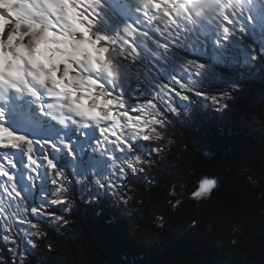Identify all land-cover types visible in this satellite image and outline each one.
<instances>
[{"label":"clouds","instance_id":"clouds-1","mask_svg":"<svg viewBox=\"0 0 264 264\" xmlns=\"http://www.w3.org/2000/svg\"><path fill=\"white\" fill-rule=\"evenodd\" d=\"M118 2L125 14L115 12L111 0H0V144L11 142L26 157L35 155L37 144L77 145L70 159L65 157L70 171L49 166L46 175L54 190L36 195L37 184L44 185L29 175L31 160L23 165L29 170L20 181L24 195L15 182L8 188L0 183V242L11 245L13 264H28L29 249H37V241L48 235L42 220L56 230L69 223L73 181L85 204L99 208L110 194L127 205L133 197L121 195L127 185L117 178L152 168V152L160 155L163 149L149 152L141 142L166 138L169 125L174 126L167 114L183 125L209 110H227L243 120L250 105L238 107L235 94L264 93L229 79L214 86L203 62L223 53L220 42L229 37L246 49L249 68L264 61V0ZM185 38L192 43L186 45ZM157 60L169 69L167 83L153 79ZM173 82L178 92L169 87ZM22 115L29 117L23 125ZM173 142L167 138L169 145ZM202 155L214 153L205 149ZM219 188L217 176L201 173L192 198L210 200ZM61 203L66 205L61 214L48 211ZM180 203L177 199L173 207ZM0 264H8L2 252Z\"/></svg>","mask_w":264,"mask_h":264},{"label":"trees","instance_id":"trees-1","mask_svg":"<svg viewBox=\"0 0 264 264\" xmlns=\"http://www.w3.org/2000/svg\"><path fill=\"white\" fill-rule=\"evenodd\" d=\"M243 48L203 61L216 71L214 86L229 79L264 88V61L249 68ZM234 99L241 109L250 105L243 120L209 110L183 125L167 114L174 126L166 138L141 142L149 152L160 147L163 153L152 152L150 170L120 183L127 185L121 195L133 197L127 205L110 194L99 208L85 204L74 182L69 223L56 230L42 220L48 235L29 249L28 264H264V93H236ZM205 149L214 155H202ZM201 173L220 183L207 201L192 198ZM177 199L181 203L173 207ZM61 207L48 211L61 214ZM9 247L0 242L13 264Z\"/></svg>","mask_w":264,"mask_h":264},{"label":"snow or ice","instance_id":"snow-or-ice-1","mask_svg":"<svg viewBox=\"0 0 264 264\" xmlns=\"http://www.w3.org/2000/svg\"><path fill=\"white\" fill-rule=\"evenodd\" d=\"M217 40H219V38H217ZM129 42L132 43L133 47H137L134 41L130 40ZM176 43H180V41L177 40ZM188 43H192V40L185 38V44L187 45ZM220 43L223 45V53H227L231 51L234 47L239 46V43L233 37H229L227 40L221 41ZM195 46L196 45L193 44V47ZM173 47H175V45H173ZM137 51H139L138 47H137ZM155 63L160 65V67L159 69L152 68V72H155L156 74L155 77H153V79L158 78L160 81L167 83L166 76L169 69L164 65L160 64V61L158 60L155 61ZM149 75H151V73H149ZM173 75H175L174 72ZM169 87L173 88L176 92L179 91V89L175 85V82H173V84H170ZM176 100L179 101L180 97L177 96ZM177 106L179 105L177 104ZM28 119L29 117H27V120ZM11 131H14V129H12ZM83 132L86 138L88 132L87 130H83ZM77 141L82 145L83 141L81 140L80 136L77 137ZM145 142H147V140H145ZM10 143L11 142H8V144H0V165H2L3 168L5 169L4 174H0V183H3L4 188H8L9 183L15 182L17 185V193L19 195H24V193L20 189V181L23 180L24 173L29 172L28 169L23 167L25 163H27L30 160L33 161L34 171L29 172V175L34 178H39L40 182L44 185V187H40L39 185L40 191H44L45 189L54 190L55 185L51 184L54 187H49V180L46 175L47 172L49 171V166L54 170H59L61 168H65L66 170L67 167H66L65 157L70 158V153L74 154L77 148V145L71 144V142H69L68 148H65L63 144L61 145L45 144L43 145V147L37 144L33 148V152H35V155L29 153V155L26 157L20 151V149L10 146ZM88 143H91V140H89ZM45 147L50 148L52 151L51 152L44 151ZM69 175H71V173H69ZM74 182L75 181H73V183ZM0 191H3V189H0ZM88 194L93 195L94 193H88ZM24 198L27 199L26 196ZM58 205L62 206L61 210H63L66 206L64 203Z\"/></svg>","mask_w":264,"mask_h":264},{"label":"rangeland","instance_id":"rangeland-1","mask_svg":"<svg viewBox=\"0 0 264 264\" xmlns=\"http://www.w3.org/2000/svg\"><path fill=\"white\" fill-rule=\"evenodd\" d=\"M117 6H118V7H117ZM116 9H117V13H119V14H125V13H121V12L119 11V9L124 10V8H122L121 6H119V4H117V3H116ZM116 9H114L115 12H116ZM261 19L264 20V17H261ZM238 47H240V46H238ZM238 47H234V48H238ZM241 56H242L241 58H242L243 61L245 62V61H246V49H245V48H243V52H242ZM211 66H212V65H209L210 73H211L212 76H216V71H215V70L213 71V69H212ZM177 88H178V87H177ZM97 135H98V133H97ZM69 159H70V158H69ZM67 170H68V169H67ZM13 171H15V170H13ZM68 171H70V170H68ZM121 181H122V180H119V179L117 178V182H118V183H121ZM49 184H50V182H49ZM52 187H54V186H52ZM39 193H40V190H39V184H38V185H37L36 195L38 196ZM30 218H32V217H30ZM32 219H35V218H32ZM18 227H19V226H18Z\"/></svg>","mask_w":264,"mask_h":264},{"label":"bare ground","instance_id":"bare-ground-1","mask_svg":"<svg viewBox=\"0 0 264 264\" xmlns=\"http://www.w3.org/2000/svg\"><path fill=\"white\" fill-rule=\"evenodd\" d=\"M116 3L117 4H119V6H121V4L120 3H118L117 2V0H111V7L113 8V9H116ZM118 7V6H117ZM122 7V6H121ZM123 8V7H122ZM119 11L121 12V13H125V10H121V9H119ZM116 12H117V9H116ZM119 14V13H118ZM19 122L23 125L24 123H26L27 122V115H22L21 117H19ZM73 137L74 138H77L78 137V134H73ZM44 151H47V152H51L52 150L50 149V148H48V147H45V149H44Z\"/></svg>","mask_w":264,"mask_h":264}]
</instances>
